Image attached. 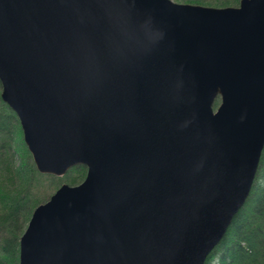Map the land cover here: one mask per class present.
Here are the masks:
<instances>
[{"label": "water", "instance_id": "1", "mask_svg": "<svg viewBox=\"0 0 264 264\" xmlns=\"http://www.w3.org/2000/svg\"><path fill=\"white\" fill-rule=\"evenodd\" d=\"M0 98L37 172L85 167L17 264H203L264 145V0H0Z\"/></svg>", "mask_w": 264, "mask_h": 264}, {"label": "trees", "instance_id": "2", "mask_svg": "<svg viewBox=\"0 0 264 264\" xmlns=\"http://www.w3.org/2000/svg\"><path fill=\"white\" fill-rule=\"evenodd\" d=\"M215 1L218 5L213 3L217 5L213 7L238 4V0ZM84 174L82 165L56 177L37 172L22 141L18 120L0 98V264H17L18 238L32 209L51 194L48 189L59 179L70 185L80 182ZM44 179L51 186H44ZM203 264H264V145L245 202Z\"/></svg>", "mask_w": 264, "mask_h": 264}, {"label": "rangeland", "instance_id": "3", "mask_svg": "<svg viewBox=\"0 0 264 264\" xmlns=\"http://www.w3.org/2000/svg\"><path fill=\"white\" fill-rule=\"evenodd\" d=\"M171 1L178 2V3H186V2H183L182 0H171ZM187 3H193V4H199V5H204V3H207L209 6H217L218 5V1H215V0H201L200 3H194V2H187ZM213 3H217V5H214ZM236 5H237V3H236ZM218 102H219V100H218V98H216L214 100V103H213V108H215L217 106ZM44 180H45L44 184H43L44 186H51V183L49 180H47V179H44ZM78 182H79V180H77V182L75 184H77ZM62 183L68 184L64 180L59 179V181H56L55 186H52L51 188L48 189V194L52 193ZM75 184H72V185H75ZM68 185H70V184H68Z\"/></svg>", "mask_w": 264, "mask_h": 264}]
</instances>
